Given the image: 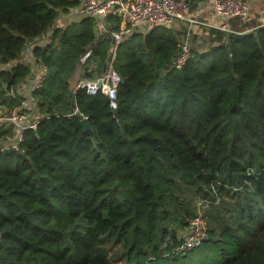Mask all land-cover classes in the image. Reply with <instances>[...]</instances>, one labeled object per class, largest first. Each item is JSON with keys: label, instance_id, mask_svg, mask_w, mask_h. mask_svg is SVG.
<instances>
[{"label": "trees", "instance_id": "16d2710c", "mask_svg": "<svg viewBox=\"0 0 264 264\" xmlns=\"http://www.w3.org/2000/svg\"><path fill=\"white\" fill-rule=\"evenodd\" d=\"M186 1L193 9L202 0ZM79 2L0 0V63ZM94 25L56 29V43L36 50L48 66L35 91L44 117L20 150L0 152V264H115L100 248L106 237L125 264H264V25L208 28L209 46L179 69L172 28L124 40L115 108L104 94L70 89L88 48V77L111 58L113 39ZM28 72L2 73L0 99ZM178 179L198 191L192 213L176 202ZM201 198L206 240L172 253Z\"/></svg>", "mask_w": 264, "mask_h": 264}, {"label": "built area", "instance_id": "2783aa9c", "mask_svg": "<svg viewBox=\"0 0 264 264\" xmlns=\"http://www.w3.org/2000/svg\"><path fill=\"white\" fill-rule=\"evenodd\" d=\"M210 1L217 20L215 23L201 21L193 14L186 0H80L69 10L59 11L46 32L25 41L17 58L0 63V75L18 65L29 69L26 77L17 85H3L4 94L0 99V152L20 150L25 132L35 129L44 117L35 91L45 82L48 66L36 55V50L56 43L53 36L56 29H63L82 18H92L96 36L105 35L113 39L111 58L104 72L94 77L87 76L86 64L92 55V48H88L80 57L76 68L80 74L73 91L84 89L88 94H104L110 106L115 108L120 77L113 64L121 42L133 35H146L156 27L175 29L182 25L177 41L179 51L172 61V66L179 69L192 56V39L197 27L233 32L230 25L232 20L245 21L249 17V0ZM80 115L86 119L83 114ZM208 204L206 198L197 201L196 211L181 233V242L172 248V253H187L206 240L208 222L205 212Z\"/></svg>", "mask_w": 264, "mask_h": 264}, {"label": "rangeland", "instance_id": "374dc122", "mask_svg": "<svg viewBox=\"0 0 264 264\" xmlns=\"http://www.w3.org/2000/svg\"><path fill=\"white\" fill-rule=\"evenodd\" d=\"M183 26L181 25L178 28L173 29L176 34L178 35L179 33H181ZM195 34L193 35V39H192V49H197V50H203L206 47L209 46V42H210V37L209 34L207 33V29L204 27H197L196 28ZM94 66L95 63H91L88 67V71H95L94 70ZM80 74L79 69H77L75 75H74V79H72V82H76V77H78ZM96 74V72H94V75ZM93 75V76H94ZM75 84V83H74ZM178 184L180 187V195H182L181 200L177 199L176 202L179 205V208L181 209L182 207L184 209H186V212L192 213L194 210V201L195 198L198 196V191L196 190V188L192 187L191 183H187L185 181H182L181 179H178ZM177 205V206H178ZM215 205V204H214ZM210 207L208 206L207 210ZM231 207H229L228 209H231ZM217 214H222L217 212ZM216 214V215H217ZM233 215H231L232 218ZM208 222V220H207ZM170 231H172L170 229ZM101 245V244H100ZM101 249L106 250L107 254L109 255L110 259L112 261H115V264H125V261L123 260L122 257V248L120 247L118 241L114 238V237H106L105 240H103L102 245L100 246ZM99 248V249H100Z\"/></svg>", "mask_w": 264, "mask_h": 264}, {"label": "crops", "instance_id": "0c3cea01", "mask_svg": "<svg viewBox=\"0 0 264 264\" xmlns=\"http://www.w3.org/2000/svg\"><path fill=\"white\" fill-rule=\"evenodd\" d=\"M250 3V14L249 17L244 21L248 24L253 25H264V0H249ZM193 14L196 15L201 21L204 23H215L216 17L213 11V7L210 0H202L198 1V4L196 7L192 10ZM234 20L231 21V27ZM75 75V73H74ZM74 75H72L69 79L70 81V89L73 90L74 82H72V79H74ZM78 77H76L77 79ZM215 212L214 214H216ZM217 215H213L214 217H217Z\"/></svg>", "mask_w": 264, "mask_h": 264}, {"label": "water", "instance_id": "95a60500", "mask_svg": "<svg viewBox=\"0 0 264 264\" xmlns=\"http://www.w3.org/2000/svg\"><path fill=\"white\" fill-rule=\"evenodd\" d=\"M122 82H123V83H127L128 80H127V79H124ZM81 124H82L84 130H87L88 128H90L89 125H88V123H87V120L84 119V118L81 119Z\"/></svg>", "mask_w": 264, "mask_h": 264}]
</instances>
